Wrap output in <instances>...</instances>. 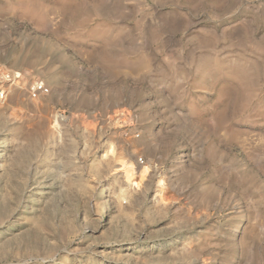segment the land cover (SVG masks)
Instances as JSON below:
<instances>
[{
	"label": "rangeland",
	"instance_id": "1",
	"mask_svg": "<svg viewBox=\"0 0 264 264\" xmlns=\"http://www.w3.org/2000/svg\"><path fill=\"white\" fill-rule=\"evenodd\" d=\"M4 71L0 264H264V0H0Z\"/></svg>",
	"mask_w": 264,
	"mask_h": 264
},
{
	"label": "built area",
	"instance_id": "2",
	"mask_svg": "<svg viewBox=\"0 0 264 264\" xmlns=\"http://www.w3.org/2000/svg\"><path fill=\"white\" fill-rule=\"evenodd\" d=\"M19 78L10 71H4L0 73V82L2 86H0V104H4L8 92L5 87H17L19 85ZM26 89L30 94H48L49 89L45 86V84L40 80H33L26 85Z\"/></svg>",
	"mask_w": 264,
	"mask_h": 264
},
{
	"label": "bare ground",
	"instance_id": "3",
	"mask_svg": "<svg viewBox=\"0 0 264 264\" xmlns=\"http://www.w3.org/2000/svg\"><path fill=\"white\" fill-rule=\"evenodd\" d=\"M122 169L124 170V176H125L126 180L132 181L134 178L136 167L133 164H125V165H122ZM139 172H140V175L142 176L143 174H145L147 172V167L146 166L142 167L139 170Z\"/></svg>",
	"mask_w": 264,
	"mask_h": 264
}]
</instances>
